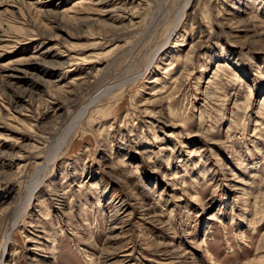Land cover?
<instances>
[{"label": "rangeland", "instance_id": "obj_1", "mask_svg": "<svg viewBox=\"0 0 264 264\" xmlns=\"http://www.w3.org/2000/svg\"><path fill=\"white\" fill-rule=\"evenodd\" d=\"M1 263L264 264V0H0Z\"/></svg>", "mask_w": 264, "mask_h": 264}, {"label": "bare ground", "instance_id": "obj_2", "mask_svg": "<svg viewBox=\"0 0 264 264\" xmlns=\"http://www.w3.org/2000/svg\"><path fill=\"white\" fill-rule=\"evenodd\" d=\"M65 141V140H64ZM64 141L62 142V144L59 146V147H61V146H63L64 145ZM58 148V147H57ZM53 157V156H52ZM55 157V156H54ZM54 157L53 158H51V160H53L54 159ZM50 160V159H49ZM33 191H36V189L35 190H33ZM35 194V192L34 193H32L31 194V196H29V198H28V203L30 202V198L33 196ZM32 200V199H31ZM27 206H28V204H27ZM26 211V210H25ZM10 240H11V238H10V236H8V238H7V243H6V245H5V252L6 251H9L10 250V248L12 247V244H10ZM9 242V243H8ZM126 258V257H125ZM120 261V260H119ZM1 264H3V263H1Z\"/></svg>", "mask_w": 264, "mask_h": 264}]
</instances>
